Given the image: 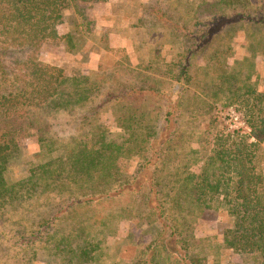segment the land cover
Instances as JSON below:
<instances>
[{"label": "trees", "instance_id": "trees-1", "mask_svg": "<svg viewBox=\"0 0 264 264\" xmlns=\"http://www.w3.org/2000/svg\"><path fill=\"white\" fill-rule=\"evenodd\" d=\"M81 1L0 0V264H100L122 220L150 227L133 264H204L214 251L212 264H264V90L252 81L250 57L226 62L241 31L246 51L264 55V12L195 0L190 18L189 9L171 15L182 0H162L166 10L156 0L148 13L160 41L151 58L127 64L139 86L104 94L102 73L68 76L39 61L50 22ZM165 45L175 52L168 60ZM198 56L206 63L196 65ZM219 104L243 111L248 133L220 128ZM108 108L116 132L99 123ZM79 113L73 132L54 127L55 114ZM30 130L37 150L12 178ZM191 140L201 151L198 171L184 148ZM131 155L137 168L125 175L119 160ZM206 211L229 218L215 249L193 233ZM242 253L247 262H226Z\"/></svg>", "mask_w": 264, "mask_h": 264}, {"label": "rangeland", "instance_id": "rangeland-1", "mask_svg": "<svg viewBox=\"0 0 264 264\" xmlns=\"http://www.w3.org/2000/svg\"><path fill=\"white\" fill-rule=\"evenodd\" d=\"M168 1V0H167ZM195 0L177 1L171 7V15H183ZM230 12L256 13L264 12V0H226ZM156 0H86L81 1L76 10L67 9L61 19L50 22L49 35L43 40L40 47V65L50 72L68 76L78 75L87 78L92 72L102 73L106 78L103 92L122 91L133 86H139L136 76L127 69V64L132 66L143 62L145 54L151 58L156 46L158 33L161 26L151 15L149 6L154 7ZM162 10H166L165 3L161 0ZM189 17H184L185 19ZM191 24V22H190ZM222 36V35H220ZM223 37V36H222ZM224 38H220L222 42ZM146 40L148 45L140 44ZM244 32H238L232 37L231 51L228 53L227 66L244 56L250 57L254 63L252 81L256 82L258 90H264V55L262 49L251 56L244 47ZM210 44L209 49L212 47ZM140 45L141 50H136ZM161 54L168 60L175 54L167 45L162 47ZM206 63L203 56L195 58L196 65ZM103 97L93 98L95 104ZM215 113L220 123V128L228 131L236 129L240 133H248L243 117V111L236 106H216ZM82 114L74 117L66 114H55L54 127L62 133H71L75 122ZM76 119V120H75ZM99 123L116 132L112 109L108 108L99 116ZM205 126H203L204 128ZM250 140H253L252 138ZM21 148L16 163L10 170L12 178L20 177L26 169L27 161L32 153L37 150L34 131L30 130L21 138ZM261 149L264 145L261 144ZM185 150L189 153L190 167L198 171L201 165V151L197 142L191 140L184 143ZM138 157L131 155L119 160V167L123 174L131 175L137 168ZM258 169L264 175V155L260 157ZM229 223V218L219 215V212L206 211L203 216L193 219V233L197 238H204V247L216 248L218 240L215 238ZM150 227L145 223L122 220L114 237L108 238L109 248L100 264H133L140 257L148 245L151 235ZM221 245V243L219 242ZM215 251L203 256L204 264H212ZM247 254H233L229 261L247 262Z\"/></svg>", "mask_w": 264, "mask_h": 264}]
</instances>
